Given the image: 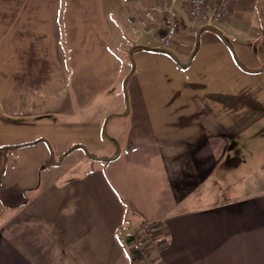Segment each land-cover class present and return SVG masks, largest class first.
Masks as SVG:
<instances>
[{
	"label": "crops",
	"instance_id": "crops-1",
	"mask_svg": "<svg viewBox=\"0 0 264 264\" xmlns=\"http://www.w3.org/2000/svg\"><path fill=\"white\" fill-rule=\"evenodd\" d=\"M156 1L0 0V264H132L144 220L158 264H264V188L224 196L236 139L264 148V0L184 9L169 48Z\"/></svg>",
	"mask_w": 264,
	"mask_h": 264
},
{
	"label": "built area",
	"instance_id": "built-area-1",
	"mask_svg": "<svg viewBox=\"0 0 264 264\" xmlns=\"http://www.w3.org/2000/svg\"><path fill=\"white\" fill-rule=\"evenodd\" d=\"M233 0H161L151 6H143L140 20L145 27L157 24L161 32V45L169 48L178 40L180 13L199 19L206 25L218 24L227 13ZM161 17V23L158 20ZM156 222L144 220L132 236L131 252L137 255L136 264H158L155 249L162 243Z\"/></svg>",
	"mask_w": 264,
	"mask_h": 264
},
{
	"label": "rangeland",
	"instance_id": "rangeland-1",
	"mask_svg": "<svg viewBox=\"0 0 264 264\" xmlns=\"http://www.w3.org/2000/svg\"><path fill=\"white\" fill-rule=\"evenodd\" d=\"M147 7H148V5H147ZM138 18H140V17H138ZM104 123H105V121H104ZM109 130H110V127H107V133H106V131H103L104 135L109 136V134H108ZM236 142L239 144V146L244 145V147H240V149L232 148L231 154L233 157L236 158L235 161H237V163H239L241 161L243 163L246 162V165L245 164L243 165L244 171H243V173H241V175L245 179H244L243 183H239L240 182V177H239L240 175L236 172V175L233 178H231L230 185H229L228 189H226V193L224 194V196H226L228 192H231V193L239 192L240 191L239 188L244 187V189H246V188L250 187V185H253V187L255 186V187H259V188H264V148H261V149L257 148L256 149L255 146L252 145V143H247L245 140H243V137H238L236 139ZM85 148L87 149V152L89 155L101 153V151H100L101 149H99L96 146H89V147L86 146ZM69 149H70V147H66V150L69 151ZM62 152H65V151H62ZM66 153L67 152L64 153V156H66ZM77 154H78V152H74V154H72V157H73V155L77 156ZM59 156L60 155L57 154L56 158H53V160H54L53 163L57 160H60V161L62 160V158L59 159ZM72 157H69L68 159H71ZM6 160H7L6 161L7 162L6 168L7 169L5 170V172L8 171V175H10L11 178H13V176L15 175L16 168H18V166L20 167V164H19V162H17L16 156L10 157L9 163H8V158H6ZM67 163L68 162H66L62 165V168H64V171H67ZM75 169H78L79 173L84 171V167L82 164L77 166ZM28 171L30 172V169ZM29 175H30V173H29ZM254 179L258 180V183L256 182L255 184H251L250 181L254 180ZM236 186L239 188H236ZM243 191L244 190L240 191V193ZM156 227H157V225H156ZM157 233H159V232H157ZM158 235H160V234H158ZM162 241H163V239H162ZM161 245H162V243H161ZM129 248L131 251V245H129Z\"/></svg>",
	"mask_w": 264,
	"mask_h": 264
},
{
	"label": "trees",
	"instance_id": "trees-1",
	"mask_svg": "<svg viewBox=\"0 0 264 264\" xmlns=\"http://www.w3.org/2000/svg\"><path fill=\"white\" fill-rule=\"evenodd\" d=\"M9 148H11V146H9V145H0V160L2 161V166L0 169V177H1V174L3 173V171L5 169V159H6ZM127 239L130 241L129 238H127ZM129 245H131V242L129 243ZM130 255H132V264H135L136 260L138 259L137 255L132 253V252H130Z\"/></svg>",
	"mask_w": 264,
	"mask_h": 264
},
{
	"label": "water",
	"instance_id": "water-1",
	"mask_svg": "<svg viewBox=\"0 0 264 264\" xmlns=\"http://www.w3.org/2000/svg\"><path fill=\"white\" fill-rule=\"evenodd\" d=\"M202 30L199 31L198 33V36H197V39H196V45H195V49L193 50V52L191 53V60L192 58L194 57V55L196 54V51L198 49V44H199V41H200V33H201ZM163 51H167V52H171L170 50L168 49H163ZM130 57H131V60L133 59V50L130 52ZM191 62V61H190ZM126 82H127V79H125L124 81V87L126 88ZM56 162V161H55Z\"/></svg>",
	"mask_w": 264,
	"mask_h": 264
}]
</instances>
